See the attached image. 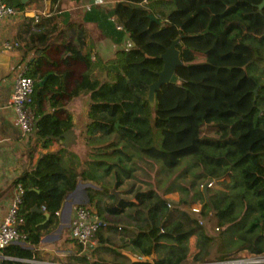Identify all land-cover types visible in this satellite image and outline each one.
<instances>
[{
	"label": "trees",
	"instance_id": "1",
	"mask_svg": "<svg viewBox=\"0 0 264 264\" xmlns=\"http://www.w3.org/2000/svg\"><path fill=\"white\" fill-rule=\"evenodd\" d=\"M5 1L12 4V0ZM141 1L116 0L105 12H98L110 23L111 41L127 43L116 48L110 58L95 53L91 59L90 51L83 52V32L79 48L66 45L82 63L68 92L64 91L62 73L40 69L46 47L57 32L52 24L55 15L34 20L32 26L39 32H32L31 39L39 38L40 53L30 63L33 69L28 66L26 72L34 80L37 116L33 129L47 147L74 124L69 114L38 117L44 101L54 106L57 95L84 96L88 99L87 122L79 134L86 144L113 136L108 144L99 142L90 148L87 155L105 176L114 175L116 191L134 176L129 163L135 162L136 155L157 166L159 173L166 174L165 179L179 173L177 178L185 180L189 174L191 187L196 189L189 197L190 188L172 184L162 191L137 189L129 198L107 190L108 202L94 209L105 222L96 234L99 244L75 259L82 264H109L90 262L88 255L101 251L119 257L130 245L145 260L130 264H186L193 236L197 249L194 263L205 262L215 245L218 260L242 250L263 253L264 7L258 11L262 0ZM15 5L22 6L20 0H15ZM177 37L181 38L183 65L176 74L190 70L202 78L178 76L177 83L156 91L155 104L150 106L148 87L162 69L160 56ZM45 76L46 81L40 84ZM63 150L40 154L34 167L14 180L15 186L21 184L24 189L19 229L26 236L20 241L25 246L10 244L2 249L4 255L37 260L33 247L38 245L41 231L54 223L63 201L80 179L93 177L86 169L65 167ZM182 163L185 168L180 172ZM211 180L221 188L205 186L201 191ZM175 188L185 196L170 203L165 195ZM195 201L201 204L198 214L191 212ZM34 206H44L49 213L45 224L41 225L45 217L33 211ZM108 216L119 218L121 223L108 221ZM211 217L218 231L214 236L203 224ZM112 236L121 244L113 245ZM2 264L37 263L4 260Z\"/></svg>",
	"mask_w": 264,
	"mask_h": 264
},
{
	"label": "crops",
	"instance_id": "2",
	"mask_svg": "<svg viewBox=\"0 0 264 264\" xmlns=\"http://www.w3.org/2000/svg\"><path fill=\"white\" fill-rule=\"evenodd\" d=\"M115 1L104 0L102 5H95L93 0H20L23 5L15 8V0H12L10 5H14L16 13L0 21V223L9 209L15 192L14 180L21 176L25 170L33 168L40 154L65 149L64 156L66 158L70 156V150L84 149L83 139L79 134L80 128L87 122L88 99L84 96L68 98L67 96L61 97L57 95L54 98V101L56 100L54 106L46 99L39 108L40 114L38 117L41 114L53 113L59 117H63L66 114L71 116L74 124L71 130L74 132L75 138L71 139L68 147H64L56 138H53L47 147H43L34 129L30 134L22 135L18 126L16 113L10 99L17 70L22 65H27L33 69V65L30 63L40 53L37 50L41 44L39 38L36 40L31 39L33 37L31 35L32 32H39L38 27L32 26L35 16H39L42 19L55 15L52 24L57 26V32L46 47L44 52L46 57L40 69L62 73L61 79L64 91L68 92L82 70V63L79 57H74L71 52L67 51L66 45L71 44L72 47L79 48L83 41L82 36H80L81 32H83L85 37L83 52L90 51L92 54L91 59H94L95 53L102 58L108 59L116 48L123 47L124 43V46H126V41H122L118 45L111 41L109 36L110 23L99 14L109 9ZM28 26H31L30 30L27 29ZM3 41L17 42V45L12 50H7L1 46ZM47 76L44 78L47 79ZM111 176V174L105 176L103 186L101 183L97 184V192L102 194V200L90 203L93 210L96 206L108 202L107 190L112 191V188V192L115 194H120L122 197H131V195H126L124 191L126 182L117 191L115 190V183ZM129 182H127V185ZM81 190L84 191L85 196H87L89 191L91 192L89 186H79L78 188L77 185L76 192L73 191L63 201L62 207L56 213L54 223L41 231L42 234H53L44 243L39 242L36 247H33L38 256L37 264H76L75 256L88 253L89 248L99 244L97 243L98 239H96L94 244L82 246V249H80L79 243L72 239L70 235L73 208L83 202H89L84 195L79 199L80 195L78 193ZM175 194L173 192L168 193L165 198L167 200H177L178 195ZM107 220L121 223L119 218L110 216L107 217ZM111 241L115 246L121 244L117 237L112 236ZM17 243L25 246L24 243ZM190 244L191 240L189 241V246ZM124 251L133 256H139L130 245L121 250L122 256L119 257L113 258V254L110 252L100 251L98 253L108 262L130 264V258L122 253ZM4 260L28 262L23 259L6 256L0 250V264Z\"/></svg>",
	"mask_w": 264,
	"mask_h": 264
},
{
	"label": "built area",
	"instance_id": "3",
	"mask_svg": "<svg viewBox=\"0 0 264 264\" xmlns=\"http://www.w3.org/2000/svg\"><path fill=\"white\" fill-rule=\"evenodd\" d=\"M150 0H142L141 4H148ZM104 0H93L95 5H102ZM16 9L9 5L5 0H0V21L13 16ZM40 17L35 16V21H39ZM117 29H121L117 26ZM17 42L3 41L1 46L4 49L12 50ZM27 65H22L16 72L13 91L11 95V105L16 113L17 123L22 135H28L33 131L36 121V107L34 104V80L26 75ZM214 181H208L201 188L212 187ZM24 189L21 184L15 186V192L7 213L0 223V250L10 244L20 242L25 239V234L21 232L19 226L23 223L19 217L20 205L22 203ZM43 210L45 207L42 206ZM201 209L194 207L192 212L198 214ZM105 226V222L94 210H88L80 205L73 208V218L70 225V235L72 239L80 243L82 246H90L96 240L97 232ZM53 233L42 234L39 238L40 243H44ZM197 251V250H196ZM195 251V252H196ZM194 252V253H195ZM141 257V256H139ZM142 258V257H141ZM29 263H36V260H26ZM202 264H264V252L255 254L248 250L238 251L230 256L218 260L213 259Z\"/></svg>",
	"mask_w": 264,
	"mask_h": 264
},
{
	"label": "rangeland",
	"instance_id": "4",
	"mask_svg": "<svg viewBox=\"0 0 264 264\" xmlns=\"http://www.w3.org/2000/svg\"><path fill=\"white\" fill-rule=\"evenodd\" d=\"M15 4V2H14ZM23 5V4H22ZM14 6V5H13ZM125 45V43H124ZM123 45V47H124ZM187 75L189 76H193L194 78H202L200 75L195 76V74H192L190 70H187L186 73L184 72H178L177 76H182V77H186ZM82 137V136H81ZM113 140V136L112 135H107L104 136L101 140H93L88 142L87 144L85 143V140L83 139V147L84 149L82 150H70V156L66 157L64 156V152L65 149L63 150L62 154H63V165L67 168L73 167L75 168L77 171H82L84 169L88 170L91 172L93 177H87L84 180L80 179L79 183H78V188L79 186H89L91 189V192L89 191V193H87V196H85V194L83 193L84 189L81 190V192H79L78 194L80 195L79 199H81L83 197V195L88 199V201L91 202H83L82 204H78L88 210H93L92 206L90 203H96L100 200H102V194L97 192V188L99 183H101V185L103 186V181L105 180V175L102 171H99L95 165H93L92 163L89 162L90 156L87 155V152L89 151L90 148L95 147L100 145V143H103V145L108 144L109 142H111ZM80 152V154H79ZM92 157V156H91ZM94 158V156L92 157V159ZM136 160L134 163H129L130 166L133 168L134 172L133 175L130 179L126 180V187H125V193L126 195L131 197L133 196L135 190L137 189H157L159 191L164 190L166 187H168L169 185H174V187L176 185L182 187V188H187L188 190V196L191 197L194 194V190L196 189V186L191 187V176L188 174L185 180H181L179 178H177L178 174H175L173 176H171L170 178L165 179L166 174L165 173H159V168L153 164L148 163L147 161H145V159L142 158H138V156H135ZM88 159V160H86ZM83 161H85L84 163H82ZM87 161V162H86ZM86 163V164H85ZM185 163H182L180 165L179 168H181ZM185 166H183V169L180 170V172H182L184 170ZM111 177L112 180L114 181V175L111 173ZM130 181L127 185V182ZM106 185V184H105ZM114 185V184H113ZM108 187V186H107ZM210 188H214V190L220 189L221 186L219 184L214 183L212 187ZM201 191H203L202 188H200ZM113 191V188H112ZM76 192V191H75ZM172 193V192H171ZM173 193H176L175 195H178V199L177 200H171L168 199V201L170 203L173 202H177L180 198H182L183 196H185V194L183 193L182 190H179L177 188L174 189ZM74 194V193H73ZM124 194V193H123ZM190 201V198L188 199ZM197 207L199 209H201V204L197 201H195V203L193 204L192 208ZM192 208H191V212H192ZM203 224L205 225V229L208 232V234H212L217 235V232L215 230V220L211 217L210 221L208 222H203ZM97 239V238H96ZM191 240V244L189 246V254H188V258H187V263L186 264H202L201 262H196L194 263L193 257H194V252L197 250L196 249V237L193 236L190 238ZM189 240V241H190ZM236 252H232V254H234ZM95 255V256H94ZM92 256L88 255L89 261L92 262L93 260H100V261H106L103 259V257L97 252ZM217 256H219V252L217 249V245H215L213 247V249L210 252V255L208 256V258L205 260L209 261V260H213L216 259ZM113 258H115V256H112ZM115 261V260H114ZM107 263H111L106 261ZM204 263V262H203ZM76 264H82L80 262L76 261Z\"/></svg>",
	"mask_w": 264,
	"mask_h": 264
},
{
	"label": "water",
	"instance_id": "5",
	"mask_svg": "<svg viewBox=\"0 0 264 264\" xmlns=\"http://www.w3.org/2000/svg\"><path fill=\"white\" fill-rule=\"evenodd\" d=\"M264 7V0L258 5V11H260ZM151 20H154V15H149ZM181 38H175L171 45L165 49V51L161 54L160 58L163 61L162 69L157 72V79L152 82L148 87L147 101L150 106L155 104V93L160 90V88L165 84H175L178 81V76L176 74V70L178 67L183 65V61L180 56L179 46L181 45ZM46 78H44L40 84H43ZM118 126V123H116ZM58 141H60L64 147H68L69 143H71V139L75 138L74 132L70 129L60 136L55 137ZM63 140V141H62ZM33 211L43 214L45 220L41 223L44 224L49 219V213L45 210L38 208L37 206L33 207ZM128 258H130L131 262H143L145 261L143 258L139 256H133L127 252H122Z\"/></svg>",
	"mask_w": 264,
	"mask_h": 264
}]
</instances>
